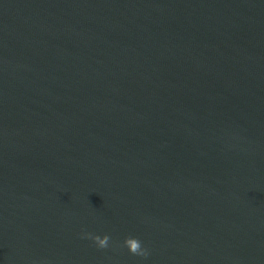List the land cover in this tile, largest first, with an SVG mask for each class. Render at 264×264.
I'll return each instance as SVG.
<instances>
[{"label": "water", "instance_id": "water-1", "mask_svg": "<svg viewBox=\"0 0 264 264\" xmlns=\"http://www.w3.org/2000/svg\"><path fill=\"white\" fill-rule=\"evenodd\" d=\"M0 264H264V0H0Z\"/></svg>", "mask_w": 264, "mask_h": 264}, {"label": "clouds", "instance_id": "clouds-1", "mask_svg": "<svg viewBox=\"0 0 264 264\" xmlns=\"http://www.w3.org/2000/svg\"><path fill=\"white\" fill-rule=\"evenodd\" d=\"M86 237L88 239H91L96 244V246L101 249L107 248L111 239L110 236L107 234L101 237L100 235H93L91 233H87ZM123 244L133 255L142 257H147L148 255L147 249L142 247V242L136 237H133L131 235L125 237Z\"/></svg>", "mask_w": 264, "mask_h": 264}]
</instances>
